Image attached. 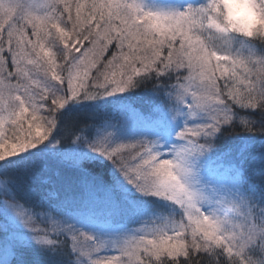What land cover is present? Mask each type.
Segmentation results:
<instances>
[{
  "label": "snow or ice",
  "instance_id": "obj_1",
  "mask_svg": "<svg viewBox=\"0 0 264 264\" xmlns=\"http://www.w3.org/2000/svg\"><path fill=\"white\" fill-rule=\"evenodd\" d=\"M0 264H264V0H0Z\"/></svg>",
  "mask_w": 264,
  "mask_h": 264
},
{
  "label": "trees",
  "instance_id": "obj_2",
  "mask_svg": "<svg viewBox=\"0 0 264 264\" xmlns=\"http://www.w3.org/2000/svg\"><path fill=\"white\" fill-rule=\"evenodd\" d=\"M257 46L259 47L260 46V42L257 41ZM149 97L146 93H141L139 94V98L136 99L135 103L138 107L142 106L143 105V102L145 100H147ZM234 140V134H230V135H226L224 137V139L221 141L222 144H225V145H228V144H231Z\"/></svg>",
  "mask_w": 264,
  "mask_h": 264
},
{
  "label": "rangeland",
  "instance_id": "obj_3",
  "mask_svg": "<svg viewBox=\"0 0 264 264\" xmlns=\"http://www.w3.org/2000/svg\"><path fill=\"white\" fill-rule=\"evenodd\" d=\"M192 3H199L200 0H191Z\"/></svg>",
  "mask_w": 264,
  "mask_h": 264
},
{
  "label": "clouds",
  "instance_id": "obj_4",
  "mask_svg": "<svg viewBox=\"0 0 264 264\" xmlns=\"http://www.w3.org/2000/svg\"><path fill=\"white\" fill-rule=\"evenodd\" d=\"M245 19V23H247V18H244Z\"/></svg>",
  "mask_w": 264,
  "mask_h": 264
}]
</instances>
